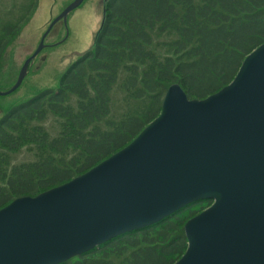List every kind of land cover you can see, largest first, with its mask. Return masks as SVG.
<instances>
[{
    "label": "trees",
    "instance_id": "1",
    "mask_svg": "<svg viewBox=\"0 0 264 264\" xmlns=\"http://www.w3.org/2000/svg\"><path fill=\"white\" fill-rule=\"evenodd\" d=\"M37 4L1 24L0 60ZM263 43L264 0H103L92 48L61 73L55 89L0 118V209L122 149L159 115L171 84L189 99L216 93ZM51 117L54 132L46 125ZM23 149L32 159L15 162ZM210 203L189 204L60 264H174L187 246L185 222Z\"/></svg>",
    "mask_w": 264,
    "mask_h": 264
},
{
    "label": "water",
    "instance_id": "2",
    "mask_svg": "<svg viewBox=\"0 0 264 264\" xmlns=\"http://www.w3.org/2000/svg\"><path fill=\"white\" fill-rule=\"evenodd\" d=\"M72 0L49 24L77 8ZM199 200L187 248L174 264H264V43L216 93L165 91L159 115L130 143L85 173L0 209V264H60Z\"/></svg>",
    "mask_w": 264,
    "mask_h": 264
},
{
    "label": "rangeland",
    "instance_id": "3",
    "mask_svg": "<svg viewBox=\"0 0 264 264\" xmlns=\"http://www.w3.org/2000/svg\"><path fill=\"white\" fill-rule=\"evenodd\" d=\"M31 1L33 0H0V26L3 22L18 18ZM70 1L72 0H38L34 14L23 24L1 57L0 92L11 86L24 59L37 48L50 20ZM102 2L103 0H84L67 14L65 20H59L53 25L44 40L43 49L31 60L20 86L10 94L0 95V118L8 109L34 97L40 91L55 89L61 73L82 53L92 48L102 17ZM56 120L51 117L46 123L53 132L57 128ZM13 159L15 162L27 161L32 159V155L23 149L15 153ZM210 201L199 213L212 205L213 201Z\"/></svg>",
    "mask_w": 264,
    "mask_h": 264
}]
</instances>
